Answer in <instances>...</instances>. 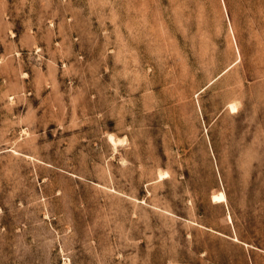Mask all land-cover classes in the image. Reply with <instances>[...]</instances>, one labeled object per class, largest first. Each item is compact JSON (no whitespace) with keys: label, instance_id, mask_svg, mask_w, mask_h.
<instances>
[{"label":"rangeland","instance_id":"1","mask_svg":"<svg viewBox=\"0 0 264 264\" xmlns=\"http://www.w3.org/2000/svg\"><path fill=\"white\" fill-rule=\"evenodd\" d=\"M0 264H264V0H0Z\"/></svg>","mask_w":264,"mask_h":264},{"label":"bare ground","instance_id":"2","mask_svg":"<svg viewBox=\"0 0 264 264\" xmlns=\"http://www.w3.org/2000/svg\"><path fill=\"white\" fill-rule=\"evenodd\" d=\"M231 110L232 111H237V105L232 103L231 104ZM226 200V195L224 193V191H221L219 193H216L213 195V201H216V202H223Z\"/></svg>","mask_w":264,"mask_h":264}]
</instances>
